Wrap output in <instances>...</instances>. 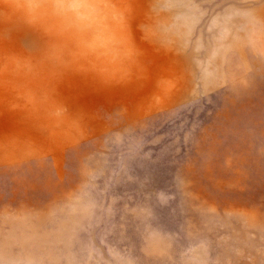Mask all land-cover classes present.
I'll return each instance as SVG.
<instances>
[{"label":"rangeland","instance_id":"obj_1","mask_svg":"<svg viewBox=\"0 0 264 264\" xmlns=\"http://www.w3.org/2000/svg\"><path fill=\"white\" fill-rule=\"evenodd\" d=\"M0 264H264V0H0Z\"/></svg>","mask_w":264,"mask_h":264}]
</instances>
